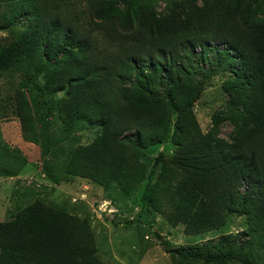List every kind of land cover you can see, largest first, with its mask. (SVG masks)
<instances>
[{
  "label": "trees",
  "instance_id": "obj_1",
  "mask_svg": "<svg viewBox=\"0 0 264 264\" xmlns=\"http://www.w3.org/2000/svg\"><path fill=\"white\" fill-rule=\"evenodd\" d=\"M17 9L23 30L0 47V76L40 56V71L67 94L68 128H101L77 147L68 174L126 182L129 145L170 139L184 174L171 196L177 219L197 233L248 214V235L264 249V0H171L167 13L137 0H17ZM227 71L230 99L204 133L193 107L207 81ZM226 121L231 142L219 136ZM247 241L229 235L174 252L224 264L242 261ZM94 252L84 223L41 201L0 222V264H96Z\"/></svg>",
  "mask_w": 264,
  "mask_h": 264
},
{
  "label": "rangeland",
  "instance_id": "obj_2",
  "mask_svg": "<svg viewBox=\"0 0 264 264\" xmlns=\"http://www.w3.org/2000/svg\"><path fill=\"white\" fill-rule=\"evenodd\" d=\"M137 2L158 13H167L171 6V0ZM23 25L17 0H0V47L17 38ZM43 60L38 55L27 57L0 76V222L13 220L20 210L41 201L89 228L95 238L96 264H206L201 258L183 260L174 250L229 235L239 243L248 240V246L242 261L224 264H264V249L248 235L250 215L233 212L221 228L197 233L177 219L171 196L184 174L175 164L176 146L170 139L141 150L129 145L126 182L103 185L84 173L68 174L77 147L93 142L101 128L87 121L68 128L62 114L67 94L56 90L52 79L40 71ZM232 74L212 76L195 102L193 114L204 133L230 99L227 85ZM173 127L172 123L168 137ZM233 135L234 126L224 122L219 136L231 142Z\"/></svg>",
  "mask_w": 264,
  "mask_h": 264
}]
</instances>
